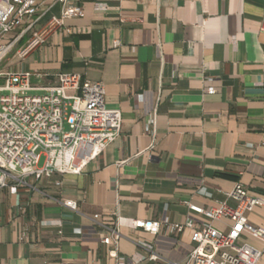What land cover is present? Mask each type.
<instances>
[{
    "label": "crops",
    "instance_id": "crops-1",
    "mask_svg": "<svg viewBox=\"0 0 264 264\" xmlns=\"http://www.w3.org/2000/svg\"><path fill=\"white\" fill-rule=\"evenodd\" d=\"M70 2L84 15L20 57L61 14L58 0H39L34 28L3 41L22 35L0 70L43 74L34 80L42 86L63 71L103 82L108 106L122 111L121 134L79 174L10 180L0 190V264H117L113 251L125 264L181 261L193 244L189 228L154 235L122 226L117 245L104 237L119 216L167 212L184 223V202L218 205L237 182L264 196V0ZM249 218L264 227V207ZM151 250L164 259L140 260Z\"/></svg>",
    "mask_w": 264,
    "mask_h": 264
},
{
    "label": "built area",
    "instance_id": "built-area-1",
    "mask_svg": "<svg viewBox=\"0 0 264 264\" xmlns=\"http://www.w3.org/2000/svg\"><path fill=\"white\" fill-rule=\"evenodd\" d=\"M58 1L62 5L61 14L51 18L42 34H34L19 53L20 57L41 44L48 31L65 26L72 17L84 15L80 5L70 0ZM39 6V0H0V64L22 35L3 43L5 38L19 29L32 30L41 18ZM260 33L264 34V19ZM114 45L118 46L119 42ZM44 77L40 73L0 70V79H3L0 86V190L7 188L10 180L26 184L28 177L40 180L54 173L79 174L121 134L122 111L108 106L103 82L83 80L79 74L63 71L57 75L56 85L34 83L35 79L40 82ZM70 90L75 93L69 94ZM206 92L214 94L217 89L210 86ZM226 195L233 203L227 199L205 207L184 202L188 207L184 223L173 221L167 212L157 220L119 216L104 240L117 245L122 237V226L143 229L154 235L189 228L193 242L190 251L181 261L165 260L164 264H259L264 256V227L253 224L249 215L255 208L264 207V196L251 195L241 182ZM64 204L72 210L78 209L74 200H65ZM98 219L96 215L94 223ZM217 223L227 227L220 228ZM57 226L62 232V224ZM111 255L117 258V264L128 261L116 251ZM163 259L151 250L148 259L140 260L158 262Z\"/></svg>",
    "mask_w": 264,
    "mask_h": 264
},
{
    "label": "rangeland",
    "instance_id": "rangeland-1",
    "mask_svg": "<svg viewBox=\"0 0 264 264\" xmlns=\"http://www.w3.org/2000/svg\"><path fill=\"white\" fill-rule=\"evenodd\" d=\"M42 164V163H41Z\"/></svg>",
    "mask_w": 264,
    "mask_h": 264
}]
</instances>
